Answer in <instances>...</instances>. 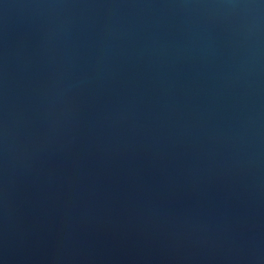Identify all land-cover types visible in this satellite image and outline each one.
<instances>
[{
    "label": "water",
    "instance_id": "1",
    "mask_svg": "<svg viewBox=\"0 0 264 264\" xmlns=\"http://www.w3.org/2000/svg\"><path fill=\"white\" fill-rule=\"evenodd\" d=\"M0 264H264V0H0Z\"/></svg>",
    "mask_w": 264,
    "mask_h": 264
}]
</instances>
